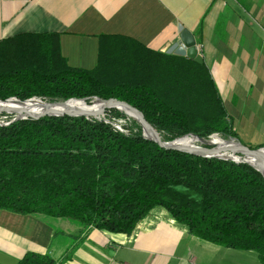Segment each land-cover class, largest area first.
<instances>
[{
	"label": "trees",
	"instance_id": "1",
	"mask_svg": "<svg viewBox=\"0 0 264 264\" xmlns=\"http://www.w3.org/2000/svg\"><path fill=\"white\" fill-rule=\"evenodd\" d=\"M61 103L95 97L137 109L162 141L236 138L209 68L121 36H99L92 69L71 67L56 33L0 40V100ZM0 123V210L41 214L130 235L154 207L187 232L264 264V177L245 160L168 150L109 108L102 116H43ZM122 120L117 128L113 121ZM26 252L17 264H60Z\"/></svg>",
	"mask_w": 264,
	"mask_h": 264
},
{
	"label": "crops",
	"instance_id": "2",
	"mask_svg": "<svg viewBox=\"0 0 264 264\" xmlns=\"http://www.w3.org/2000/svg\"><path fill=\"white\" fill-rule=\"evenodd\" d=\"M179 26L194 35L236 137L264 144V0H0V40L56 33L62 56L77 68L95 67L101 35L165 53ZM0 251L17 260L26 252L58 260L70 253L60 264H260L253 251L190 235L161 207L130 235L0 210Z\"/></svg>",
	"mask_w": 264,
	"mask_h": 264
},
{
	"label": "water",
	"instance_id": "3",
	"mask_svg": "<svg viewBox=\"0 0 264 264\" xmlns=\"http://www.w3.org/2000/svg\"><path fill=\"white\" fill-rule=\"evenodd\" d=\"M179 35H178V40L171 44L168 49L165 51L166 54H172L175 56L179 57H187L192 60H194L196 63H203V57L202 54L200 53L199 49L197 48L196 40L194 38V35L187 29L184 28L183 26H179L178 28ZM96 101H99L102 103V106L100 110L98 111H65V110H56L55 108L51 106H59L63 105L64 103L70 101V100H76V101H84L85 99H69L65 102L61 103H47L44 102L40 99H35L31 98L28 100H19L17 98H8L6 100H0V103H5L7 101L13 100L19 104H24L27 102H38L43 105H45V110H43L40 113L37 114H31L28 113L27 111H23V115H19L14 117L11 121H14L19 118H33V119H38L43 116H92V117H98L104 114V111L109 108H115L118 109L122 112H124L126 115L130 116L134 120H136L141 128L144 137L147 139L152 140L153 142L157 143L160 147L168 150H177V151H183L187 152L190 154L198 155L201 157H216V158H221V159H231V160H237L236 158L228 156H219L216 154L222 155L223 152H230L231 154L239 155V153L242 156H245L248 163H250L253 167H255L261 175L264 177V172L260 169V166L258 164L255 165L251 161H249V158L253 157L256 159L258 162L264 161V154L261 149H251L248 146L242 145L239 142H233V141H224L227 143L226 147L220 148L216 146L215 144H212L211 147H200V146H188V147H180L178 145H175L174 142H176L179 139H182L184 137H189L190 135H185L183 137L177 138L172 141H162L161 138L159 137L158 133L156 130L144 119L143 115L134 107L130 106L126 102L117 100V99H107V100H102L97 97H95ZM3 112H8L6 109L1 108L0 109V114ZM149 130L150 136L145 135V129ZM195 139L199 141H203L201 138H198L196 136H193ZM18 260L9 256L8 254L1 252L0 251V264H17Z\"/></svg>",
	"mask_w": 264,
	"mask_h": 264
},
{
	"label": "bare ground",
	"instance_id": "4",
	"mask_svg": "<svg viewBox=\"0 0 264 264\" xmlns=\"http://www.w3.org/2000/svg\"><path fill=\"white\" fill-rule=\"evenodd\" d=\"M86 103V102H85ZM84 103V101H76V100H70L66 103H64L63 105H59V106H51L53 108H55L56 110H65V111H83V112H87V111H98L100 110L102 103L99 101H96L95 105H86ZM84 106V107H81ZM4 108L7 111H17V112H22V111H27L28 113L31 114H37L42 112L43 110H45V105L38 103V102H27L24 104H19L13 100L7 101L5 103H0V109ZM145 135L146 136H150V132L149 130L146 128L145 129ZM175 145H178L180 147H188L189 143H188V139L187 137H184L182 139L177 140L176 142H174ZM227 143L222 142V143H218L216 144V146L220 147V148H224L226 147ZM264 154V152H263ZM221 156L220 154H216ZM249 161H251L252 163H254L255 165L260 166V169L264 172V161L262 162H258L256 159H254L253 157L249 158Z\"/></svg>",
	"mask_w": 264,
	"mask_h": 264
},
{
	"label": "rangeland",
	"instance_id": "5",
	"mask_svg": "<svg viewBox=\"0 0 264 264\" xmlns=\"http://www.w3.org/2000/svg\"><path fill=\"white\" fill-rule=\"evenodd\" d=\"M85 102L84 103L86 105H95L96 99L93 98V99H91L89 101H85ZM81 107H84V106H81ZM23 113H24L23 111L22 112H17V111L3 112L0 114V123L5 122V121L10 120V119H13L16 116H19V115L21 116V115H23ZM128 117H130V116H128ZM113 123L117 128H120L122 126V124H124V121L116 120V121H113ZM187 139H188L189 146L211 147L212 144L216 145V144L222 143L224 141H233V142L237 141V142L241 143L242 145H245L237 137L236 138H232V137L224 138L219 134H212L208 138L202 139L203 141H199V140L195 139L193 136H189V137H187ZM248 147L251 149H261V151L264 152V144H262L260 146H248ZM228 155H230V157L236 158L237 160H247L246 157L242 156L240 153H239V155H235V154H231L230 152H223L221 156H228ZM45 218L47 219L48 222H50L52 224L56 222V219L48 218V217H45ZM252 253L254 254L255 252H252Z\"/></svg>",
	"mask_w": 264,
	"mask_h": 264
}]
</instances>
